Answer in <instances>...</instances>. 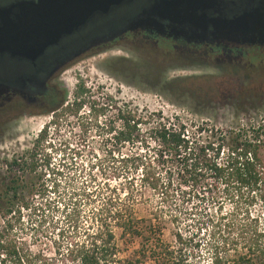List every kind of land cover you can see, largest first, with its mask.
<instances>
[{
	"label": "rangeland",
	"instance_id": "1",
	"mask_svg": "<svg viewBox=\"0 0 264 264\" xmlns=\"http://www.w3.org/2000/svg\"><path fill=\"white\" fill-rule=\"evenodd\" d=\"M155 63L160 68H156ZM176 65L173 57L162 58L148 48L120 45L85 55L65 66L51 81L50 85H58L65 92L66 101L71 99L75 85L81 84L88 91L86 101L106 105L108 110L96 125L75 119L62 121L56 134H47L46 142L50 147L38 158L35 172L21 176L17 186L19 212L15 214L18 218L15 235L35 258L33 264H63L56 233L62 225L65 209L80 201L83 193H92L96 202L99 197H123L125 192H131L134 220H146L155 215L161 224L164 243L174 246L175 233L184 239L191 238L192 243H199L197 254L202 256V263L208 261L205 245L211 231L205 215L214 221L217 216L230 213L234 205L228 200V188L223 189L220 183L215 186L207 179L194 188L195 197L186 193L182 200L159 203V198L147 189L138 191L137 174L132 176L133 188L129 186L130 173H126L117 160L119 156H142L146 150L138 145L115 146L103 126L112 122V126L118 127L113 122L115 108L140 116L145 122L143 129L153 127L156 120L152 115L158 114L160 122H177L188 137L201 144L221 145L217 161L220 164L236 133L243 137L248 136V130L263 129L261 139L264 140V65L244 70L196 67V63L187 68ZM157 77L162 83L193 81L184 88L187 94L179 97L172 91L163 92L161 85L153 86ZM220 82L224 95L216 89ZM36 110L26 108V115L10 120L4 131L0 140V190L6 183L2 161L29 150L37 133L50 119L49 115L35 114ZM85 111L83 108L81 114H86ZM246 211L249 218L255 220L258 231H264L263 192L255 195ZM114 237L118 257H128L137 249L135 241L118 240V232H114Z\"/></svg>",
	"mask_w": 264,
	"mask_h": 264
},
{
	"label": "trees",
	"instance_id": "2",
	"mask_svg": "<svg viewBox=\"0 0 264 264\" xmlns=\"http://www.w3.org/2000/svg\"><path fill=\"white\" fill-rule=\"evenodd\" d=\"M96 52L101 51L90 53ZM160 63H163L162 59ZM154 65L159 67L158 63ZM63 68L57 70V75ZM191 81L181 79L162 83L157 77L153 86L161 85L163 92L172 91L181 97L187 94L184 88ZM221 86V82L217 83L216 89L224 95ZM26 91L41 93L48 100L39 114L49 115L50 119L37 133L29 150L1 163L6 183L0 190V264L34 263L35 258L15 235L18 221L15 214L19 212L16 207L17 186L21 176L35 172L38 158L49 149L47 134H56L60 123L66 119L96 125L108 110L106 105L97 106L86 101L88 91L81 84L75 85L69 101L58 85H45L43 89L27 86ZM83 108L86 114H81ZM25 109L20 105L21 111ZM113 110V122L118 127L112 126V122L103 126L113 144L120 148L138 145L146 150L142 156L134 154L117 159L121 168L130 173L127 179L131 188L132 176L137 174L138 191L147 189L159 198V203L182 200L186 193L195 197L194 188L207 179L212 180L215 186L220 183L223 189L228 188V200L234 205L230 213L217 216L214 221L205 215L211 231L205 245L208 253L205 264H264V231H258L255 220L250 219L246 211L255 195L264 193L263 129L248 130V136L245 134L243 137L236 133L219 164L221 145L201 144L193 140L177 122L162 123L156 114L152 115L156 124L143 129L145 122L140 116L121 109ZM150 145L152 147L148 149ZM134 191L137 193L136 188ZM91 195L83 193L80 201L63 212L62 225L56 233L63 264H203L202 256L197 254L199 243H192L191 238L184 239L175 233L174 246H171L162 241L161 224L155 215L146 220H134L131 192H125L123 197H99L96 202ZM240 203L242 206L238 207ZM114 232H118V240L124 243L136 242L137 249L132 255L118 257Z\"/></svg>",
	"mask_w": 264,
	"mask_h": 264
},
{
	"label": "flooded vegetation",
	"instance_id": "3",
	"mask_svg": "<svg viewBox=\"0 0 264 264\" xmlns=\"http://www.w3.org/2000/svg\"><path fill=\"white\" fill-rule=\"evenodd\" d=\"M31 1L0 0V9ZM120 45L173 57L178 68L261 67L264 0H130L61 37L33 62L0 56V140L10 120L26 115L20 105L35 114L46 107L48 100L27 86L43 89L58 69Z\"/></svg>",
	"mask_w": 264,
	"mask_h": 264
},
{
	"label": "water",
	"instance_id": "4",
	"mask_svg": "<svg viewBox=\"0 0 264 264\" xmlns=\"http://www.w3.org/2000/svg\"><path fill=\"white\" fill-rule=\"evenodd\" d=\"M129 1L36 0L9 5L0 9V56L33 62L61 37Z\"/></svg>",
	"mask_w": 264,
	"mask_h": 264
}]
</instances>
